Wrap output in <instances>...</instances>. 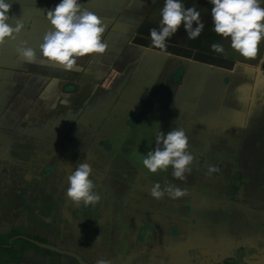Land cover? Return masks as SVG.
<instances>
[{
	"label": "crops",
	"instance_id": "1",
	"mask_svg": "<svg viewBox=\"0 0 264 264\" xmlns=\"http://www.w3.org/2000/svg\"><path fill=\"white\" fill-rule=\"evenodd\" d=\"M8 2L10 23L26 22L0 46V198L8 223L59 263L182 264L216 250L237 264H264V38L244 57L213 31L208 0H183L200 11L204 28L190 40L181 27L160 53L149 29L158 27L163 0H81L104 23L108 47L64 71L39 53L50 27L44 14L59 0ZM20 41L36 51V63L16 56ZM173 127L184 128L194 157L183 181L170 168L149 173L140 163L157 146L156 131ZM82 161L101 197L95 205H75L65 194ZM208 166L218 171L206 174ZM155 182L186 195L154 199Z\"/></svg>",
	"mask_w": 264,
	"mask_h": 264
},
{
	"label": "clouds",
	"instance_id": "2",
	"mask_svg": "<svg viewBox=\"0 0 264 264\" xmlns=\"http://www.w3.org/2000/svg\"><path fill=\"white\" fill-rule=\"evenodd\" d=\"M208 3L211 5L213 31L227 38L229 46L240 55L254 56L258 43L264 38V7L261 6L264 0H208ZM10 8L8 0H0V46L15 40L26 26L21 19H16L14 25L10 23ZM44 17L50 27L39 44L41 62L55 64L64 71H75L79 68L78 57L105 53L108 47L102 36L105 25L95 12L83 6L81 0H59L45 12ZM181 27L188 39L197 38L204 28L200 11L194 5L185 7L183 0H163L158 27L149 29L151 46L164 53L166 40ZM210 47L216 53L224 52L221 43H212ZM14 51L25 63L37 62L36 51L27 46L26 41H20ZM118 75L115 70L112 72L113 78ZM155 140L157 146L140 158L142 167L149 173L164 172L170 168L171 176L183 181L194 161L188 150V136L184 128L173 127L166 134L156 131ZM91 171V166L82 161L67 177L65 194L73 204L95 205L100 200ZM216 171L215 166H208L206 174ZM149 195L154 199L167 195L175 200L185 196L186 189L171 183L162 188L160 183L155 182L149 188ZM96 264H108V261L101 259Z\"/></svg>",
	"mask_w": 264,
	"mask_h": 264
},
{
	"label": "rangeland",
	"instance_id": "3",
	"mask_svg": "<svg viewBox=\"0 0 264 264\" xmlns=\"http://www.w3.org/2000/svg\"><path fill=\"white\" fill-rule=\"evenodd\" d=\"M0 176V197L2 195V191L5 188V183H3L4 179V171ZM4 199L0 198V234H2L3 239L7 241H15L23 238L26 243L22 244L17 241L13 242L15 245L11 246L10 250L6 253L0 251V264H75L73 258L65 257L64 260L59 263L53 260L46 259L45 255L43 256L39 249L31 246L27 241V236L21 232L19 228H13L10 223H8V215H5L3 212V202ZM7 223V224H6ZM20 237V238H19ZM28 243V244H27ZM7 248V247H4ZM4 251V250H3ZM221 251L210 250V251H199L191 253L189 261H186L187 264H212L214 257L219 255ZM43 257H42V256ZM218 262V261H217ZM216 261L213 264H218ZM88 264V263H87Z\"/></svg>",
	"mask_w": 264,
	"mask_h": 264
},
{
	"label": "flooded vegetation",
	"instance_id": "4",
	"mask_svg": "<svg viewBox=\"0 0 264 264\" xmlns=\"http://www.w3.org/2000/svg\"><path fill=\"white\" fill-rule=\"evenodd\" d=\"M184 259V258H183ZM215 260H213V262L215 263V261L218 264H237L238 262L236 261V259L234 258V256H232L229 252H222L219 253V255H216V257H214ZM75 264H79L78 261H76L75 259H73ZM189 261V260H186ZM186 261H184L182 264H187L185 263ZM212 262V264H213Z\"/></svg>",
	"mask_w": 264,
	"mask_h": 264
},
{
	"label": "trees",
	"instance_id": "5",
	"mask_svg": "<svg viewBox=\"0 0 264 264\" xmlns=\"http://www.w3.org/2000/svg\"><path fill=\"white\" fill-rule=\"evenodd\" d=\"M15 241H16V243H17V241H19L21 243V245L26 243V241H24L23 238H20L19 240H15ZM15 241H13V242H15ZM13 242L4 240L2 234H0V251L3 253L8 252L10 250L11 246L15 245ZM4 247H7V248H4Z\"/></svg>",
	"mask_w": 264,
	"mask_h": 264
}]
</instances>
